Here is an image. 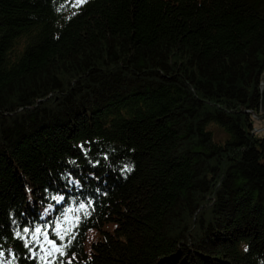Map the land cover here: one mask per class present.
Returning a JSON list of instances; mask_svg holds the SVG:
<instances>
[{"label": "trees", "instance_id": "16d2710c", "mask_svg": "<svg viewBox=\"0 0 264 264\" xmlns=\"http://www.w3.org/2000/svg\"><path fill=\"white\" fill-rule=\"evenodd\" d=\"M263 71L264 0H0V264H264Z\"/></svg>", "mask_w": 264, "mask_h": 264}, {"label": "snow or ice", "instance_id": "6c2138e0", "mask_svg": "<svg viewBox=\"0 0 264 264\" xmlns=\"http://www.w3.org/2000/svg\"><path fill=\"white\" fill-rule=\"evenodd\" d=\"M81 147L83 148V146ZM97 163L99 162L97 161ZM125 170L130 171L131 169H125ZM76 183H79V181H76ZM54 199H57L58 202H60L63 200V197H54ZM90 205H91V201H89L88 204L81 202L77 209H68V214H71L74 212H83V215L87 217L91 214L88 210ZM68 214H66L62 218L61 222L64 224V228L62 231H61V222H58L54 226V232H55V237H56L55 239H50L46 231H44L40 227H36L33 230V235L31 238L32 244H28V242L26 241L25 246L29 247V249L31 250L32 245H38L41 248V250L48 256H53L55 253H59L60 256L65 255L66 253L64 249L66 248V245L63 243L57 244V240L62 242L67 238L70 242L71 239L74 238L73 229L75 227H78L79 220H80V216H74L71 222H69ZM28 231L29 229L27 228L24 229L25 233H27ZM17 236L21 237V233L17 232ZM46 245H48V247H45ZM0 255H2V253H0ZM40 258L43 260L44 257L41 256ZM61 264H63V262H61Z\"/></svg>", "mask_w": 264, "mask_h": 264}, {"label": "rangeland", "instance_id": "374dc122", "mask_svg": "<svg viewBox=\"0 0 264 264\" xmlns=\"http://www.w3.org/2000/svg\"><path fill=\"white\" fill-rule=\"evenodd\" d=\"M260 92H261V89H260ZM257 117L258 116H254V118H257ZM255 121L258 122L257 123V126L259 127L258 134L263 137L264 136V125H261V123H264V120L255 119ZM111 226L112 225H108V226L105 227V229L107 231H110L112 229ZM100 236H102V234H100V233H98L96 231H91L89 233L88 238H87V241H86V244H85L86 251H89L90 250L91 244H93L94 242H96L99 239Z\"/></svg>", "mask_w": 264, "mask_h": 264}, {"label": "water", "instance_id": "95a60500", "mask_svg": "<svg viewBox=\"0 0 264 264\" xmlns=\"http://www.w3.org/2000/svg\"><path fill=\"white\" fill-rule=\"evenodd\" d=\"M259 83L261 85V87H260L261 93H260L259 112H258V117L254 118V119L264 120V71L260 74V82ZM244 112L247 113L246 111H244ZM247 114L251 115L249 113H247ZM261 125H264V123H261ZM256 131H257V127H256L255 131L249 133V136L251 135V133H254ZM248 144H249V142H248Z\"/></svg>", "mask_w": 264, "mask_h": 264}]
</instances>
